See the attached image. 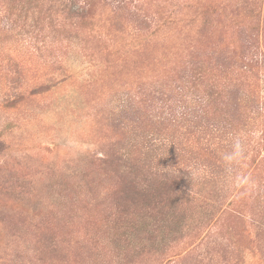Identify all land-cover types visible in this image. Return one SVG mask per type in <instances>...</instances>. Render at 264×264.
I'll return each mask as SVG.
<instances>
[{
    "label": "rangeland",
    "instance_id": "374dc122",
    "mask_svg": "<svg viewBox=\"0 0 264 264\" xmlns=\"http://www.w3.org/2000/svg\"><path fill=\"white\" fill-rule=\"evenodd\" d=\"M20 4L0 0V264H264V0H75L88 21L57 34ZM201 67L238 134L184 110Z\"/></svg>",
    "mask_w": 264,
    "mask_h": 264
},
{
    "label": "trees",
    "instance_id": "16d2710c",
    "mask_svg": "<svg viewBox=\"0 0 264 264\" xmlns=\"http://www.w3.org/2000/svg\"><path fill=\"white\" fill-rule=\"evenodd\" d=\"M74 1L75 0H27V3H24L25 0H20V2L22 4H20V6L16 8V9H18V11H16V14H18L19 18L20 17L24 18V16H26L27 20L25 18L23 21L27 22L30 19V18H28V16H30L29 11L32 8H34L35 11H38L39 14L46 13L45 15L49 16V19H50V21H49L50 32L49 33H54V32H55V34L63 33V32H73L74 33V31L72 29L67 30L68 28L65 27V23H63V20H62L64 17L61 18V16L69 15L71 17H76L82 22L81 24H85L88 21V19H87V10L88 9L78 8L76 10L75 5L72 4V2H74ZM12 11H13V9H12ZM9 13L11 15L14 14L11 11H9ZM33 15H35V14L33 13ZM178 15H180V14H178ZM260 15H261V12L259 13V16ZM19 21H20L19 19L16 20V22H19ZM37 22L39 23V21H37ZM259 22H260V19H258V24H259ZM258 24L255 25V27L252 26L250 28V30L256 29V26H259ZM22 26L25 27L24 25H22ZM69 26H73V24H71ZM82 27H84V26H82ZM48 37L50 38V36H47V38ZM81 53L85 57L87 62L91 63L90 59L93 56L88 54L87 49L83 48L81 50ZM199 70H200V73L197 75V78H196V82H198L199 85L195 86L196 87L195 91H193V89L190 88L191 92L193 94H196L197 96H195L193 98V100H191V102H189V104L184 107V110H187L188 114H190V112H192V110H194L197 113V117H200V116L205 117L209 121H212L213 124L217 127H221V128L229 127L231 129H234V130L237 129L238 125L235 124V121L230 120L228 118V115H227L226 110H225V106H226L225 98L227 97L226 93H225V89L219 83H212L210 85H206L205 88H203V86L205 85L204 83H206L205 77L207 76V74H206L207 71L203 67H201ZM100 72H103V70ZM202 91H203L204 95H202V96H201V94L198 95ZM183 115L185 116V114H183ZM239 130H237V131L235 130L236 134H238ZM263 160H264V153L259 160H256V158H254L253 164H254L255 168L258 165L260 166L261 163H263ZM172 189L174 191H178V187L177 188L173 187ZM177 196L181 199L182 195H179L177 193ZM133 198L137 200L138 196L133 194ZM232 203H233V201L230 202L229 206L232 205ZM157 205L158 206L156 208L161 206L162 201ZM150 208L151 209L155 208V204H153ZM232 211L228 212L227 214H231ZM149 215H152V214H149ZM232 217H236V216L234 214H232L231 218ZM195 235L196 234L193 231H190V236H195Z\"/></svg>",
    "mask_w": 264,
    "mask_h": 264
},
{
    "label": "clouds",
    "instance_id": "9594fccd",
    "mask_svg": "<svg viewBox=\"0 0 264 264\" xmlns=\"http://www.w3.org/2000/svg\"><path fill=\"white\" fill-rule=\"evenodd\" d=\"M244 156V145L241 139L237 136L233 139L232 150L226 152L223 155V160L226 167L231 168L232 165L238 163ZM250 178L244 176H235L233 177V183L237 188L244 187Z\"/></svg>",
    "mask_w": 264,
    "mask_h": 264
}]
</instances>
